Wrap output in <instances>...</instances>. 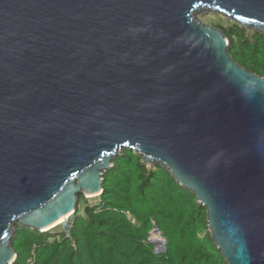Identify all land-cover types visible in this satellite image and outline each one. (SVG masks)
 I'll return each mask as SVG.
<instances>
[{"label": "water", "instance_id": "1", "mask_svg": "<svg viewBox=\"0 0 264 264\" xmlns=\"http://www.w3.org/2000/svg\"><path fill=\"white\" fill-rule=\"evenodd\" d=\"M205 11L264 34V0H0V264L125 148L197 195L228 264H264V77Z\"/></svg>", "mask_w": 264, "mask_h": 264}, {"label": "trees", "instance_id": "2", "mask_svg": "<svg viewBox=\"0 0 264 264\" xmlns=\"http://www.w3.org/2000/svg\"><path fill=\"white\" fill-rule=\"evenodd\" d=\"M220 18L213 25L228 37L235 61L264 77V34ZM103 185L95 203L80 194L77 211L51 230L15 224L12 264H228L211 236L206 207L169 169L148 166L125 148L104 172ZM155 227L163 251L150 240Z\"/></svg>", "mask_w": 264, "mask_h": 264}, {"label": "rangeland", "instance_id": "3", "mask_svg": "<svg viewBox=\"0 0 264 264\" xmlns=\"http://www.w3.org/2000/svg\"><path fill=\"white\" fill-rule=\"evenodd\" d=\"M196 15L203 22H205L207 24H211V25H213L215 22H222V21H224V20H222L220 18V16L222 14H219V13H212V12H209V11H205L203 13H196ZM225 18L226 17H224V19ZM226 19H228V18H226ZM228 20H230V19H228ZM230 21H233V20H230ZM85 197H86V201L89 202V203H95L98 200V196L87 195ZM70 217H72V216H70ZM70 217L66 221H64V222H67L70 219ZM152 239L155 240L156 242H158V240L161 239V235H152Z\"/></svg>", "mask_w": 264, "mask_h": 264}, {"label": "built area", "instance_id": "4", "mask_svg": "<svg viewBox=\"0 0 264 264\" xmlns=\"http://www.w3.org/2000/svg\"><path fill=\"white\" fill-rule=\"evenodd\" d=\"M152 235H161V234H157V233H152L150 235V240L152 242H156L155 240L152 239ZM163 241H164V238L162 237L161 235V239L158 240V242H156V247H157V251H163L165 249V246L163 245Z\"/></svg>", "mask_w": 264, "mask_h": 264}, {"label": "bare ground", "instance_id": "5", "mask_svg": "<svg viewBox=\"0 0 264 264\" xmlns=\"http://www.w3.org/2000/svg\"><path fill=\"white\" fill-rule=\"evenodd\" d=\"M67 220V218H63L61 221H66Z\"/></svg>", "mask_w": 264, "mask_h": 264}]
</instances>
